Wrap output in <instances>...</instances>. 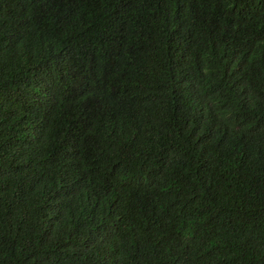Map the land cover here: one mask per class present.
Here are the masks:
<instances>
[{"label":"trees","instance_id":"1","mask_svg":"<svg viewBox=\"0 0 264 264\" xmlns=\"http://www.w3.org/2000/svg\"><path fill=\"white\" fill-rule=\"evenodd\" d=\"M0 264H264V0H0Z\"/></svg>","mask_w":264,"mask_h":264}]
</instances>
